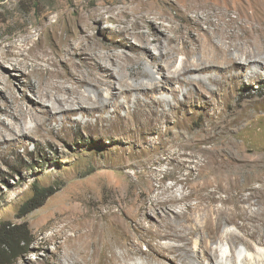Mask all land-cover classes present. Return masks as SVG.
Listing matches in <instances>:
<instances>
[{"label": "bare ground", "instance_id": "1", "mask_svg": "<svg viewBox=\"0 0 264 264\" xmlns=\"http://www.w3.org/2000/svg\"><path fill=\"white\" fill-rule=\"evenodd\" d=\"M183 1L186 7L183 14L185 25L177 27L171 25L163 29H158L154 25V16L146 5L144 8L138 6L135 10L129 9L131 4L138 2L137 0H107L109 4H113L114 9L99 10L96 7L85 13L80 12L75 30L67 33L65 38L62 35H55L54 50L51 52L43 50V60L47 63V67L36 66L34 76L37 83L29 82L34 99H30L24 92L21 93V100L30 103L26 108L17 103L19 100L12 91L9 78L1 75V98L5 103L0 110L9 116L11 121L6 122L4 118H0V155L6 150V147L1 145L4 142L5 144H11L13 141L23 143L22 138L26 137L46 138L49 134L56 136L57 129H63L66 122L73 124L81 121L77 114L91 117L96 112L98 113L95 120L84 121L86 126H96L106 122L110 124L111 120L115 119L117 123L114 125L123 128L122 131L124 130L128 135L125 136L128 138L124 141L132 147L134 144L145 142L141 132L147 134L153 131L152 128L149 130L151 126L149 123L154 125L155 130L156 126L167 124L159 131L165 135L171 134L173 130L170 125L174 112L185 109L186 106L189 108L190 105L203 103L208 110L201 131L196 133L195 137L190 136L188 131L179 130L174 133L171 143L175 150H171L166 160L176 161L175 168L185 170L187 174H194L196 181H199L201 168L206 165H213L212 170L220 173L226 180L234 179L238 182V177L252 178L256 171L260 172L259 176H263L264 157L253 159L246 155L245 150L232 137V132L241 123L244 113L239 110L238 105H233L232 100L235 96L236 84L240 80L247 79L246 81L249 82L252 78L262 75L264 0H236L234 4L225 3L226 0ZM170 3L177 6L178 2ZM246 6L252 11L243 15L244 11L240 7ZM113 11L117 13L115 19L117 24L126 23L132 16L135 17L132 27L123 26L114 32L115 36H121L114 47H128L135 53L133 56L115 53L112 45L107 46L108 50L105 53H97L98 46L104 47V45L103 43L99 45V38L91 36L86 31L84 23L88 20L84 19L91 18L100 22L106 13ZM190 13L193 15L186 16ZM231 13H237V16L232 17ZM242 16L246 19L243 23ZM170 21L173 22V19ZM144 22L150 23L152 31L144 33L140 30ZM203 24L207 27L204 28ZM182 28H186L187 32L179 36L178 33ZM169 32H174L175 36L169 37ZM130 37L134 38V43L128 39ZM150 44L156 45L157 55L152 53ZM6 48H8L6 54H0L1 68L5 71L9 67L21 68L19 66L25 63L14 58L17 53L12 48L14 49L15 45L11 44ZM27 48L30 49L29 46ZM27 48H21V55ZM233 49L239 53H233ZM197 52L201 57L194 60L193 55ZM256 53L259 55L258 58ZM177 54L182 56L180 61L176 57ZM153 67L156 70H153ZM126 68L130 70L129 76L134 78L132 82H127L126 75L122 72ZM155 72L159 76H156ZM10 74L12 75V72ZM104 86L108 89V94L105 96L102 95ZM164 92H169L170 97L157 96L158 93ZM179 94L182 95V99L179 98ZM120 96L122 100L119 99ZM120 108L125 109L124 113L120 112ZM106 110L110 113L108 116L103 113ZM28 117L35 121L34 126L27 124ZM131 132L138 134L139 137L133 140ZM207 143L211 145H205ZM125 157L119 154L116 158L110 157L109 162L123 164ZM164 171L168 174L169 167ZM153 185L151 183L150 191L155 194L149 199L155 200L153 206L160 210L159 217L162 222L158 225L161 230H157V236L175 239L180 241V244L150 245L148 251H143L130 243L125 248L120 246L123 250L122 254L114 253L113 259L107 262L118 264L117 261L121 256L125 257L135 249V252L146 259L145 264L149 263L151 257L162 264H195L194 259L199 262L206 259L205 264H235L236 252L231 255L225 253L219 257L216 250L208 243V238L215 229L212 220H232L225 211L226 208L212 209L213 213L217 214L214 215L211 208L215 199L208 194L198 197L195 204L189 203L185 206V210L176 211L173 205L184 201L186 195L179 197L172 191L160 197L164 193H160L159 188ZM231 197L228 195L223 201H228ZM239 201L249 206L262 205L258 208L259 215L248 214L245 210L244 218L250 220L241 224L248 236L260 241L264 229L262 228L264 189H255L248 196L241 197ZM145 204L146 201L139 205V212L142 215L147 214ZM201 205H204L203 209L206 208L208 212V216L203 215L205 221L202 223L196 221L193 215L186 214L187 210L196 208L202 210ZM112 212L115 211L106 213L111 215ZM178 217H184L189 221L188 232L179 229V221L175 220ZM252 221H258L260 226L252 224L250 227ZM113 222L116 230L127 232L126 224L121 220H113ZM71 227L76 233H72L68 239L75 247L78 257L69 253L65 261L53 263L76 264L81 260L84 264H104L100 258L96 238L97 233L104 228V222L88 220L77 222ZM197 232L206 233V237L201 238L200 248L190 253V250H185L188 248L185 240L189 241ZM223 237L229 243L235 244L239 235L235 231L224 230L221 234V238ZM246 244L252 248L248 240ZM90 246L94 247L92 252L89 251ZM244 261L247 264H260L264 262V257L254 250V254L249 253Z\"/></svg>", "mask_w": 264, "mask_h": 264}, {"label": "rangeland", "instance_id": "2", "mask_svg": "<svg viewBox=\"0 0 264 264\" xmlns=\"http://www.w3.org/2000/svg\"><path fill=\"white\" fill-rule=\"evenodd\" d=\"M137 1L131 4L129 9L135 10L138 6L144 8L146 5L150 8L149 11L154 16V25L158 29L171 25L176 27L185 25L183 14L186 7L183 0ZM171 1L178 2L177 6H173ZM225 3L234 4L236 0H226ZM96 7L99 10L114 9L113 4H109L107 0H0V54H6L8 49L6 47L14 44L15 48L12 50L17 53L14 58L25 63L19 66L21 68L6 67L8 68L6 71L0 66V77L3 75L9 78L12 91L19 100L17 103L23 108L30 103L21 100V93L24 92L30 99H34L29 82L37 83L34 76L36 66L47 67V63L43 60V50L53 51L55 35H62L65 38L67 33L75 30L79 13H85ZM240 9L244 11L243 15L252 11L248 6ZM191 15L193 14L186 16ZM231 16L235 17L237 13H231ZM116 17L117 13L113 11L106 13L100 22L86 18L84 20L88 21L84 26L88 34L99 38V45L102 43L104 45V47L98 46L97 53H105L108 50L107 46L112 45L115 53L133 56L135 53L128 47H114L121 39V36H115L114 32L123 26L132 27L135 17L132 16L126 23L119 24L115 21ZM170 19H173V22ZM241 21L242 23L246 21L244 16ZM203 27L207 25L203 24ZM140 30L148 33L152 31V27L150 23L144 22ZM186 32V28H182L178 35ZM168 36L174 37L175 34L169 32ZM128 39L134 43L133 37ZM28 46L30 49L27 48ZM23 47L27 49L21 55ZM150 48L152 53L157 55L156 45L150 44ZM233 53L239 52L233 49ZM258 56L256 53L257 58ZM176 57L178 61L182 58L178 54ZM200 57L199 52L193 55L194 60ZM152 69L156 70L154 67ZM122 72L126 75L127 82L133 81L134 78L129 76V69L126 68ZM155 75L159 76L156 72ZM246 80H240L235 87L232 103L238 105L239 110L244 113L241 123L232 132V137L245 150L246 155L254 159L264 157V67L260 77L252 78L249 82ZM1 94L0 91V107L5 103ZM107 94L108 89L104 86L102 95ZM157 96L170 97V93H158ZM179 98L182 99L181 94ZM119 99L122 100V96ZM186 108L172 114L171 134L165 135L160 132L167 124L156 126L155 130L154 125L149 123L151 125L149 130L152 128L153 131L147 134L141 132L145 142L134 144L132 147L124 141L128 137H125L127 134L122 131L123 128L114 125L117 123L115 119L111 120V126L107 122L96 126L84 124L86 119L95 120L98 112L91 117L77 114L81 121L73 124L66 122L63 129H57L56 136L49 134L46 138H22L23 143L18 141H13L11 144L2 143L6 150L0 155V225L4 222H24L31 232L32 240L30 252L14 264H54L55 261L57 263L60 260L65 261L69 253L78 257L68 236L76 233L71 225L88 220L104 222V228L96 235L97 248L104 264H110L107 261L113 259L114 253L121 255L123 252L121 247L125 248L130 243L143 251H148L150 245L180 244V241L175 239L157 236V230H161L158 225L162 222L159 217L160 210L153 206L155 200L149 199L155 194L150 191L151 183L159 188L160 193H164L160 197L172 191L179 197L186 195L184 201L173 205L176 211L185 210V206L189 203L195 204L198 197L208 194L215 199L212 201V213V209L226 208L225 211L232 220H212L215 229L208 238V243L216 250L217 256L222 257L225 253L231 255L236 252L235 264H247L244 258L249 253L254 254V250L264 257V229L259 241L248 236L247 231L241 227L242 222L250 220L244 218L246 211L248 214L259 215L258 208L262 205L249 206L239 201L241 197L248 196L255 189H264V175L259 176L260 172L256 171L252 178L238 177L237 182L234 179H224L220 173L212 170L213 165H206L201 168L199 181H196L194 174L176 169V161L166 160L171 150H175L171 143L174 133L179 130L188 131L190 136L195 137L206 121L208 107L203 103H196ZM124 111V108H120L121 113ZM103 113L105 116L110 114L107 110ZM0 118H4L6 122L11 121V118L1 110ZM27 119L28 125H35L34 120L29 117ZM138 137V134L132 133L133 140ZM205 145L210 146L211 143ZM119 154L126 156L123 164L109 162L110 157L113 159ZM166 167H169L168 174L164 171ZM33 183L41 187L53 186L57 191L49 196L41 207L24 217H19L20 207L33 195ZM228 195L232 196L230 200L223 201ZM144 201H146V215L139 212V205ZM200 207L202 210L197 208L187 210L186 214L193 215L196 221L202 223L205 221L203 215L208 216V212L206 208L203 209L204 205ZM111 210L115 211L110 213L112 216L106 213ZM113 220H121L125 223L127 232L116 230ZM175 220L179 221L181 231H189L188 220L184 217ZM262 220L259 222L261 223ZM259 222L252 221L249 226L256 224L258 227ZM224 230L237 232L239 238L235 244L229 243L224 237L221 238ZM205 235L206 233L197 232L189 241L185 240L188 247L185 250H190V253L198 250L200 240ZM246 240L250 242L252 248L247 246ZM93 248L90 246L89 251L92 252ZM133 251L127 253L125 257L121 256L117 261L118 264H145L146 259L135 252V249ZM194 260L195 264H205L207 261ZM76 264L84 263L79 260ZM147 264L162 263L156 262L151 257Z\"/></svg>", "mask_w": 264, "mask_h": 264}, {"label": "trees", "instance_id": "3", "mask_svg": "<svg viewBox=\"0 0 264 264\" xmlns=\"http://www.w3.org/2000/svg\"><path fill=\"white\" fill-rule=\"evenodd\" d=\"M33 187V195L20 207L19 217L41 207L57 191L53 186L41 187L33 183ZM31 245V232L24 222H4L0 225V264L16 263L30 252Z\"/></svg>", "mask_w": 264, "mask_h": 264}]
</instances>
